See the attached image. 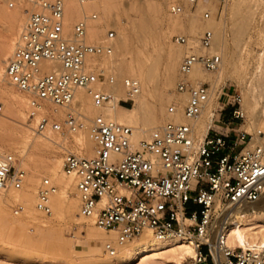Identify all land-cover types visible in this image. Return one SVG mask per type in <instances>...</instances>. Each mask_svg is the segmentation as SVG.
I'll return each mask as SVG.
<instances>
[{
	"label": "built area",
	"instance_id": "2783aa9c",
	"mask_svg": "<svg viewBox=\"0 0 264 264\" xmlns=\"http://www.w3.org/2000/svg\"><path fill=\"white\" fill-rule=\"evenodd\" d=\"M66 1L82 4L93 0H29L24 6L25 19L5 60L4 77L27 97V115L36 118L35 132L50 129L66 135L85 131L93 143L91 156L64 152L62 171L75 181L78 215L115 235L114 242L103 244V250L114 255L115 244L143 234L156 239L177 235L188 238L194 248L188 264H264V247H232L225 236L229 211L264 197V133L230 127L234 120L244 121L240 106L232 107V120L223 122L222 112L228 104L220 101L228 95L224 90L218 97L223 106L215 109L218 117L213 123L225 126H211L205 133H197L196 123L206 107L209 85L191 74L197 64L216 71L220 55L208 50L182 57L174 89L185 99L170 103L167 114L179 112L187 121L162 122L134 143L131 126L102 114L87 118L72 106L79 88L87 91L95 106L113 100L111 86L116 78L104 67H92L87 57L111 56L116 34L110 28L100 42H87V20L95 19V13L84 15L71 31H65ZM186 1L194 9L198 0ZM169 10L177 14L183 7L175 3ZM209 17L205 10L202 18ZM212 38L213 32L205 29L199 43L207 49ZM173 39L179 44L187 42L184 35H174ZM122 85L125 98L118 103H133L139 82L126 77ZM47 104L68 108L63 119L42 109ZM2 111L0 103V115ZM16 161L15 155L0 148V191L21 187L26 172ZM55 189L48 178L41 179L37 187L36 208L44 214L51 213L49 196ZM22 209L17 204L13 213Z\"/></svg>",
	"mask_w": 264,
	"mask_h": 264
},
{
	"label": "bare ground",
	"instance_id": "6f19581e",
	"mask_svg": "<svg viewBox=\"0 0 264 264\" xmlns=\"http://www.w3.org/2000/svg\"><path fill=\"white\" fill-rule=\"evenodd\" d=\"M136 1L132 0L126 8L120 0H93L82 4L66 1L63 13V25L67 32L71 31L74 23L84 15L99 13L98 19L96 16L95 19L87 20L85 36L87 42H100L105 29L112 28L111 26L118 33V38L113 41L114 49L111 56L87 57V63L92 67H104L116 78L115 84L111 86L113 100L104 104V107L95 106L87 91L79 88L75 92L72 106L80 110L87 118L102 114L131 126L134 143L145 138L148 131L162 121L170 119L187 121L179 112L174 116L168 115L166 107L170 103H181L185 99V95L177 93L174 89V92L181 97L176 99L169 93L170 89L168 90L174 82V72L178 63L184 55L199 54V50L201 53L209 50L220 55V65L215 75L206 76L205 71L209 73L215 71H207L200 64L195 65L191 74L192 78L199 82H208V85L211 83L213 90L224 76L231 77L243 67V57L250 42V32L255 16L264 20V0H232L231 4L229 0L222 3L218 1V4H222L221 16L228 11L232 18L231 49L223 22H217L214 17L204 19V24L199 22V16L205 10L213 14L217 13L216 5L198 6V0L194 14L189 12L187 5H184L182 12L173 14L169 11L174 16L166 17L164 11L170 9V6L175 3L174 0H145L142 3H136ZM28 2L29 0H12L9 3L0 0V77L3 71V79L6 83L8 82L4 77L5 57L11 52L13 39L25 19L24 6ZM169 2L172 4L169 5ZM119 12L124 14L126 21L120 18ZM130 14H133L135 18L132 19ZM156 27L158 29L154 31ZM205 29L213 32L211 46L207 49L200 43L198 50L191 49L190 40H187L186 44L174 41L175 45H172L169 42L170 36L177 31H182L191 38H199ZM262 31L264 33V25ZM161 53L165 56L162 74L159 73ZM42 65L45 63L43 62ZM241 74V82L245 85V93L243 92L245 95L240 107L244 113V121L240 123V128L247 121L251 133L257 130L264 133V52L258 55L255 70L249 77L243 69ZM126 77L136 79L140 86L139 93L133 98L134 105L128 109L118 103V100L125 98L122 79ZM176 78L178 81L179 72ZM1 82L0 78V103L3 105L2 108L4 107V113L0 115V147L4 151L20 154L21 159L16 163L25 170L26 174L20 188L8 187L0 191V264H5L6 261L3 260L5 256L23 257L27 261L46 260L50 256L48 253L50 242L53 249L64 251L65 255L60 260L68 264L189 263L190 258L194 256V248L191 241L183 236L171 235L156 239L150 234H143L123 244H115V254L107 255L108 253L103 250V244L107 241L114 242L115 235L112 232L105 233L88 222L96 229L88 228L82 235L79 232L76 240L65 239V241L59 223L68 219L79 224L81 222L79 220L83 218L78 215L77 205L70 199V195L73 192L76 193L74 179L64 175L63 164L56 159L51 149H44L49 143L54 142V137L59 132L50 129L42 133L35 132L33 128L36 118L31 119L27 115L28 122L23 121L22 110L27 107V101ZM95 86H99L98 83ZM211 88L209 85L206 107L196 123L198 134L205 133L211 126L219 128L213 123V118L215 116L217 118L218 113L215 109L206 110L211 97ZM153 98H156L155 103L151 102ZM218 103L220 105L218 108H221L223 103L220 101ZM42 109L48 111L52 117L61 120L68 110V108L55 107L51 104L45 105ZM205 117L206 122L203 123L202 120ZM61 136L63 143L69 139L75 145L73 148L58 145L61 151H73L85 156L92 155L93 143L88 140L85 131L61 134ZM44 150L45 156H39V153ZM40 172L49 173L47 178L56 187L49 196V204L55 215L54 220L51 219L53 222L42 221L35 217L37 212L44 214L36 208L37 188L35 186ZM77 201L79 207L78 196ZM17 204H21L23 214L19 218L9 219L7 216L11 208ZM229 212L225 226L226 243L232 247L239 246L244 249L253 246L264 247V234L257 235L249 232L264 226V197L256 203L236 207ZM44 215L48 216L51 213ZM38 230L42 232H40L42 237L34 235ZM44 233L46 235L43 236Z\"/></svg>",
	"mask_w": 264,
	"mask_h": 264
},
{
	"label": "rangeland",
	"instance_id": "374dc122",
	"mask_svg": "<svg viewBox=\"0 0 264 264\" xmlns=\"http://www.w3.org/2000/svg\"><path fill=\"white\" fill-rule=\"evenodd\" d=\"M2 1L9 2V3L12 2V0L11 1L10 0H2ZM144 1L145 0H137L136 3H142ZM149 1H156V0H149ZM231 1L232 0H229V4H231ZM131 2H132V0H120V3L123 4V6L125 8H126L127 4H129ZM174 2L182 5L183 8H184V5H187L188 6V10H189V12L191 14H194L196 12V10H197V7L195 9L191 10L190 5L187 3L186 0H174ZM170 4H172V3L169 2V5ZM203 4H206L209 7H213L215 5L217 6L218 12L213 14V13H211L209 11L210 12V17L208 19H210L211 17H214L217 22H223L225 24L226 34H227L226 35L227 42L230 45V48L232 49V47H231V44H232L231 27H232V23L233 22H232V18H231L230 13L227 11L224 14V16H221L222 4H218V0H199L198 6H201ZM263 10H264V6H263ZM169 11H170L169 9H165V11H164L165 16L166 17H168L170 15L174 16ZM95 14H96L97 19H98L99 16H100L99 13L95 12ZM118 14H119L121 19H125V21H126V18H125L124 14L122 12H119ZM122 16H124V17H122ZM130 17L132 19L135 18V16L133 14H130ZM199 22L203 23V24L205 23V20L202 18V14L199 16ZM263 25H264L263 18H260L259 16H255V20H254V22L252 24V29H251V32H250V36H251L250 42H249V44L247 46V52H246V54L243 57V67L239 69L238 73L233 74L231 77L228 76V75L224 76L217 83L216 87L213 90L211 88L212 84L209 83L210 88H211V95H210L211 97H210V100H209V104L207 105V108H206L207 111L218 109V107L220 106L219 103H218V97L223 92V90H224L225 93L228 94V95L222 96V99L220 100V101H223L225 103L228 102V104L225 106L226 110H224L222 112V115H223L222 119H223L224 123L227 120H232L230 118V115H231L230 112H231L232 107H235V106H240L241 107L242 98L245 95L244 94L245 93V91H244L245 90V85H244V83L241 82L242 69L247 74V77H249L255 70V67H256L257 62H258V55L262 54L264 52V33L262 31ZM111 27H112L111 29H115L113 26H111ZM108 29H110V27L105 29L104 33L102 34L103 38H104V36L106 34V31ZM157 29H158V27H156L154 29V31L157 30ZM115 34H116V38H115V40H116L118 38V33L116 32V30H115ZM174 35H184V36H186L187 40H190L191 43H192V48L191 49H194V50H198L199 49V38H191L187 34L183 33L182 31H177L176 33H174V34H172L170 36L169 42L172 45H175V42H174V39H173ZM15 38L13 39V42H12L11 52H12V49H13V43H14ZM199 52H200L199 54H202L200 50H199ZM10 53H9V55H10ZM7 57H5V60H6ZM180 61H179L178 66H177V68H176V70L174 72V82L172 83L171 87L168 88V90L170 89L169 93L173 94L176 99H180L181 98L180 96H178L174 92V85H175V83L177 81L176 80L177 79L176 76L178 74V67H179ZM164 62H165V56L161 53L160 54V60H159V73L160 74H162V72H163ZM218 69H219V67H218ZM216 71L213 72V73H209V72L205 71L204 73L206 74V76H208L209 74L215 75ZM0 78H1V81H2L1 84H3L5 86L13 89L14 91H16L12 86H10L8 83H6L4 81V79H3V71L1 73V77ZM223 87H224V89H223ZM16 92L19 93L21 95V97L23 99H25V101H27V97L24 94H22V93H20L18 91H16ZM234 100L236 102H235V105L232 106V103H233ZM155 101H156V98H153V100H151V102H153V103H155ZM127 104H129V107L123 106L122 104H121V106H123L125 108H132V106L134 105V103H127ZM102 106L104 107V105H102ZM167 106L168 105H166V107ZM3 113H4V107H3L2 114ZM22 116H23V121L25 123L28 122V120H27V107H25L22 110ZM162 122H160V123H162ZM202 122L203 123L206 122V117L202 120ZM218 125L219 126H225L223 123H219ZM230 127H233L234 129L240 128V121L234 120L233 124H231ZM240 129H245L246 131L251 133L250 128H249V124H248L247 121H245V125L241 126ZM262 137H264V135ZM232 139H233V135L230 137L229 141L231 142ZM53 141H54L53 143H49L47 145V147L44 148V149H48V148L51 149V151L54 153L56 159L60 160L61 164H62V158H63L64 151H61V148H59L60 146H58V145H64L66 148L67 147L73 148L75 145L69 139L66 140L63 143L62 142V136L59 133L56 134V136L54 137ZM0 148H2V147H0ZM238 149H239V146L236 147L235 151H237ZM8 152H10V151H8ZM11 153L13 155H15L17 160L21 159L19 153H14L13 151H11ZM41 155H43V156H41ZM39 156L44 157L45 156V150L42 151L41 153H39ZM48 175H49V173H45V172L38 173V177H37L38 181H37V184H36L35 188L38 187V184L40 183L41 179L47 178ZM58 191H59V189H58ZM70 199L75 202V204L77 205V210H78V201H77V196H76L75 192H73L70 195ZM14 206L11 208L12 210H10V214H9L10 216L9 215L7 216L9 219L19 218L23 214V211H21L17 215H15L13 213ZM187 208L189 210L192 209V207L190 205H188ZM35 217L39 218L42 221L53 222L52 220H54V218H55L54 210L51 208V215H48V216L37 212ZM79 221H81V222L78 224V222H74L73 220L64 219L62 222L59 223V227H60V229L62 231V235L65 237L64 240L66 239L67 241H71L73 239V241H74V240H76L78 238L79 232L85 231L88 228H95L93 225H91L88 222H85V220H83V219H81ZM97 230H95V231H97ZM40 232L41 231L38 230L36 232L37 234H34V235H39V236L42 237V234H41L42 232L41 233ZM249 232H251L253 234H257V235H259L260 233L264 234V226L263 227L261 226L260 228H257V229L251 230V231L249 230ZM99 233H101V232H99ZM105 233H107V232H105ZM105 233H103V234H105ZM44 235H46V234L44 233L43 236ZM106 235H108V234H106ZM49 244H50V246H48V253H49L50 256H48V258L46 260L42 259V260H35V261L34 260H32V261L28 260L27 261V259L24 260L25 258H23V257H15V258L14 257L13 258L10 257L9 258V257H6V256L3 258V260L6 261V262L4 261L5 264H68L67 262H62L60 260L61 257H63V255H65L64 251L62 250L63 252L62 251L60 252L59 250L53 249L54 247L52 248L51 242ZM30 248H32V247H30ZM105 253H107V252H105ZM107 255H109V254H107Z\"/></svg>",
	"mask_w": 264,
	"mask_h": 264
},
{
	"label": "trees",
	"instance_id": "16d2710c",
	"mask_svg": "<svg viewBox=\"0 0 264 264\" xmlns=\"http://www.w3.org/2000/svg\"><path fill=\"white\" fill-rule=\"evenodd\" d=\"M122 105H123V106H126V107H129V104H127V103H123ZM123 106H122V107H123ZM123 108H125V107H123ZM126 109H128V108H126Z\"/></svg>",
	"mask_w": 264,
	"mask_h": 264
},
{
	"label": "crops",
	"instance_id": "0c3cea01",
	"mask_svg": "<svg viewBox=\"0 0 264 264\" xmlns=\"http://www.w3.org/2000/svg\"><path fill=\"white\" fill-rule=\"evenodd\" d=\"M216 128H218V127H216Z\"/></svg>",
	"mask_w": 264,
	"mask_h": 264
}]
</instances>
